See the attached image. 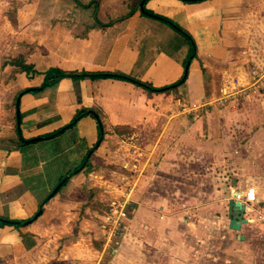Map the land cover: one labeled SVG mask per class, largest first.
Returning <instances> with one entry per match:
<instances>
[{
  "label": "crops",
  "instance_id": "1",
  "mask_svg": "<svg viewBox=\"0 0 264 264\" xmlns=\"http://www.w3.org/2000/svg\"><path fill=\"white\" fill-rule=\"evenodd\" d=\"M145 8L169 18L193 39L195 57L189 61L186 80L166 92L154 93L117 79L65 78L39 93L22 95L21 135L25 140L40 139L19 146L14 115V124L9 126L12 134L7 138L10 146L7 152H0L1 217L31 218L63 175L79 167L78 142H85L80 146L84 157L97 141V121L92 115L70 127L68 131L76 136L64 130L48 141L42 138L67 126L77 112L84 109L97 115L104 133L103 147L90 153L80 171L70 178L68 175L66 184L44 203L41 215L32 223L0 228V264H98L100 251L92 245L79 247L81 239L88 237L91 241L90 233L98 232L93 230L94 209L91 212L88 205L82 215H68L63 210L65 203L81 195L80 183L99 151L104 152L106 161L116 160L114 148L118 143L120 149L123 147L120 138L132 140L126 150L136 161L131 165L135 191L124 193L122 203L136 209L137 239L151 245L153 259L164 252L165 264H264V100H221L223 92L235 87L234 66L246 57L242 53L250 48L253 59L260 57L264 0H148ZM129 9L125 0H99L97 19L106 24ZM104 12L110 15L102 18ZM54 28L55 33L47 36L30 34L25 38L26 45L35 47L20 55L37 73H16L8 81L16 89L10 102L14 114L16 94L40 86L48 68L121 73L164 87L182 77L191 52L184 36L161 21L141 15L139 10L104 29L90 28L80 21L76 25L62 21ZM69 137L72 140L66 150L77 148L75 157L80 164L74 167L71 155L72 163L55 172L47 184H24L34 147L43 150L49 143ZM30 144L33 148L26 147ZM46 164L42 160L39 170ZM121 165L123 169L129 167ZM118 169L117 175L124 178ZM159 184H173L174 194L162 193ZM95 189L88 191L86 204L92 194L93 200L100 201L99 194L94 197ZM249 189L254 190L253 200L242 215L247 222L239 230L230 229L228 201L234 194L244 196ZM174 202L187 204V208L174 213L169 207ZM172 214H178L179 220L182 215L187 218L178 223ZM97 217L105 221V216ZM55 228L58 230L53 238ZM103 232H98L102 242ZM55 239L59 250L48 257ZM143 254L142 247L123 240L116 251H111L112 259L107 264H128Z\"/></svg>",
  "mask_w": 264,
  "mask_h": 264
},
{
  "label": "rangeland",
  "instance_id": "2",
  "mask_svg": "<svg viewBox=\"0 0 264 264\" xmlns=\"http://www.w3.org/2000/svg\"><path fill=\"white\" fill-rule=\"evenodd\" d=\"M80 1L82 3H87L89 0H80ZM137 1L138 0H125V3L128 8H132L134 7V5H136ZM92 9L93 8L89 10H82L78 6H76L71 0H0V152L2 153L7 152V149L10 146V143H8L7 138L9 134H12L11 127L9 126H11V124L12 125L14 124L15 114H14V109L12 108L13 105L11 107L10 102L12 100L13 92H15L16 89L15 87H13L12 89V87L9 85L10 82L8 81L14 77L13 71L17 69V67L15 65H12L11 62L16 61L21 56H24V55H20L22 52H32L35 47V46L26 45L25 38H27V36H30V34H32L33 36H37L39 38L40 35L47 36L49 33H55L54 26L56 24H60V22L62 21L69 22L72 25H76L77 22L80 21V24H85L87 26H90L91 24H93ZM105 15L109 16L110 14L104 12L101 14V17L105 18ZM262 32L264 33V31ZM259 48H260L259 50H260L261 58L258 57L253 59V57L250 55L251 50H249L250 48H248L244 51V53H242V56H246V57L245 58L241 57L239 60L236 61L237 64L236 66H234L235 67L234 70L237 73V78H235L233 81L235 87L231 86V88L228 89L227 93L224 92L222 93L221 95L222 101L224 100L244 101V100H255V99L264 100V43H262V46L260 45ZM253 70L258 71L257 77H253L252 75ZM184 73H185V67H184L183 77H184ZM242 80L244 83H241ZM237 81L240 82L239 85L237 84ZM9 104H10V108H8ZM95 121L97 120L95 119ZM69 129L70 127L66 128L65 130L68 131ZM60 133L51 138H56L57 136L60 135ZM68 134L74 136L77 135L76 133L73 134V132L71 131H68ZM42 138L46 139V137H42ZM51 138H48L46 140L48 141ZM103 139L100 142L96 141L94 146L87 152V154L84 157H82L80 146L82 144L85 145V142L84 141H82V143L80 141L78 142L79 144L78 155L80 160L82 161L81 164L80 162L76 161L77 157H75V153L77 152V148L72 151L71 149L66 150V148H68L71 144L70 141L72 139H70V137L64 139L63 141H58L57 143H49L47 145L48 147L43 150L40 149L35 150L36 147H34L35 149H34V154L32 156V161H30L29 165L27 166L29 177L27 175L24 176L23 183L47 184L48 178H51L55 172H57L59 169H65L66 167H68V165L72 163L70 162V160H72L71 155H74V160H75L74 167H77L79 164L80 165L78 168H76L75 171L69 173L70 174L69 178H70L74 174V172H76L77 170L80 171L82 169L83 165L85 164L84 161L88 159L91 152L93 153L97 150H100L99 148L103 147V145H101L103 143ZM120 139H122L121 140L122 142L120 141L121 145H123L122 149H120V145L118 143V146L115 147L114 150H117V153H115L116 155L115 159L119 160V162L121 160L122 162L117 163L116 160L111 162L106 161L103 157L104 152L99 151V155H97L96 160H94L93 167L91 166L90 167L91 169L87 170L83 182L81 181L80 183L81 189L79 193L81 195L74 202L68 201L67 203H65V208L63 211L66 214L68 213V215L71 213L73 214L75 213L76 215L80 213V215H82L84 214V211L87 209L88 205L91 212L93 211L92 209H94V213L96 215L93 214L92 216L95 217L96 228L93 230H96L98 232L104 231L102 236L104 237V242H106V244L100 241L101 239H98L100 237L98 232H96L97 234L91 232L90 233L91 236H89L91 237V241L86 236L87 238H83L80 240L79 247H81L80 245H84L85 247L89 248V246L92 245L94 249H96L98 252L100 251L101 254L100 256L97 254V258L99 261L101 260L100 262L101 264H107L110 261V259H112L111 251L114 250L116 251L118 249V245L123 240L124 242L135 244L139 248L142 247L144 249V254L141 255L139 259H137L138 257L134 258V260L130 261L128 264H165L167 260L163 256L164 252L158 255L159 257L157 259H153V254L150 252L152 248L151 245L148 244V242H142V240L137 239L138 237L135 231L136 209H134V207L133 208L130 207L127 202L122 203L123 202L122 199L124 198L123 197L124 193H130L132 189L133 192L135 191L134 188L136 184L134 177L135 172L132 170L133 167H131V165L136 164V161L134 159H131L132 153L129 150H126V148L130 147V145L132 144V140L127 138H120ZM113 145L115 144L113 143ZM27 146L33 148L31 147L32 144L26 145V147ZM113 147L114 146H112V148ZM126 155L129 157H126ZM42 160H45V163L47 162V164L46 167L39 170L40 167L39 165L42 162ZM121 164H125V166L129 165V167L123 169V167H121L122 166ZM118 168H120V170L123 171L122 173L123 175H125L124 178L117 175V172H119ZM73 169L74 168H72V170ZM88 174H92L94 176L89 177ZM68 175L67 174L63 175L61 180L58 183H56V185L53 187L51 192L46 196L45 198L46 200L48 199L49 195L53 192V190L58 186V184L62 180L67 178ZM64 185L65 184H63L62 186ZM159 186H160L159 190H161L162 193L165 191V194L167 195L170 194L171 196L172 194H174L173 192L176 188L173 187V184H159ZM145 187L150 188L151 185L145 184ZM91 188H96L94 197L99 194L97 198H99L100 203L96 199L93 200V194H92L90 196L91 199L89 200L90 203L86 204L87 202L86 197H88V191L91 192ZM60 189L61 188H59V190ZM79 193L77 195H79ZM176 195L178 196L179 194L176 193ZM133 198L134 199L132 200L135 202L137 199L135 197ZM83 204L86 205L82 207ZM120 205L124 206L126 218L121 219L115 225L114 221H116L117 215L116 213L114 215V212L116 210L118 211L120 210L119 209ZM169 207L172 208V212L175 213L176 210H179L180 208H187V204L174 202L173 204L169 205ZM40 208L41 206H39L38 210ZM87 211L88 210H86L85 212ZM106 215L113 216L112 217L113 219H111L109 222L106 219L105 221L104 219H97L98 218L97 216H106ZM171 218H175L176 220L179 221L178 223H182L183 220H185L187 217H183L182 215L179 220L178 214L177 215L172 214ZM57 230H58L57 228L54 229L53 238L56 237ZM113 232L115 233L113 234ZM50 234L51 231L49 232V235ZM75 236L79 238V236L77 235ZM53 242L54 243L50 245L51 250L49 251L48 257H52L54 252H57L59 250L58 249L59 245L56 243V239ZM82 248L84 247L82 246ZM105 249H107V251L102 258L101 255H103ZM55 263L60 264L59 262L58 263L55 262ZM21 264H23V262ZM115 264H122V263H115Z\"/></svg>",
  "mask_w": 264,
  "mask_h": 264
},
{
  "label": "trees",
  "instance_id": "3",
  "mask_svg": "<svg viewBox=\"0 0 264 264\" xmlns=\"http://www.w3.org/2000/svg\"><path fill=\"white\" fill-rule=\"evenodd\" d=\"M71 1L82 10H89V9L93 8L92 9L93 10V12H92L93 24L90 25L89 27L90 28L99 27L101 29L107 28L114 23H119L121 21L126 20L127 18L132 16V14L136 10L140 11L139 4H140V2H142L143 3V10L140 11L141 15L148 16L150 18L156 19L158 21H161V22L167 24L173 30H175L176 32H178L182 36H184L187 39V41L189 42L190 47H191V52H190L189 56L187 57L184 65L186 64V62L188 60L190 61L191 59H193L195 57V43H194L193 39L191 38L190 34L187 31H185L184 29H182L180 26L175 24L169 18L155 14L152 11L147 10L145 8V4L148 0H138L136 5H134V7L129 9L128 13H126L122 16L116 17V18L110 20L106 24L101 23L97 19L99 0H89V2H87V3H82L80 0H71ZM181 1L185 2V3H197V2H201V1H205V0H181ZM11 63H12V65H15L17 67V69H15L13 71V75L16 73H22L23 72L26 75L33 76L34 74L37 73L33 69L32 65H28L25 63L24 56L19 57L16 61H12ZM182 77H183V75H182ZM182 77L178 81H176L174 84L164 86V87H154L149 83L142 82L136 78H133L131 76L121 74V73H92V72H87V71H63V70L58 69V68H48L43 73V81L40 84V86H38L36 88H32V89H23V90L19 91L15 96L14 104H15L17 97H21L22 95H24L26 93H39L48 87H52V86L56 85L57 83H59V81H61L62 79H65V78L71 79L73 81L84 80V79L96 80V79L111 78V79H117V80L132 83L138 87L143 88L144 90H147L148 92L161 93V92H166V91L176 87L177 85L182 84L186 80L187 76L185 74L183 77V80H182ZM87 115H92L97 120V126H98L97 127V141L100 142L103 139L104 133L102 130V126L98 120V117L94 112H92L90 110H84V109L80 110L79 112H77V114H75V116L73 117V119L71 120L69 125L64 126L61 129L57 130L56 132L46 135L45 137L46 138L54 137L55 135L59 134L61 131L65 130L66 128L72 127L81 118H83ZM19 116H20V124H21V114L20 113H19ZM72 122H74V123H72ZM15 133L17 136L19 146H23L25 144V142H24L25 139H23V137L21 135L20 125L19 126L16 125V119H15ZM86 162H87V160L84 161L85 164H86ZM64 184H66V182ZM46 201L47 200H44L40 204L41 209H42V206L44 205V203ZM34 220L35 219H33V216L31 218L25 219V220H10L8 218L0 216V228H3L5 226H12L15 228H19L21 226L26 225L27 221H30V223H32Z\"/></svg>",
  "mask_w": 264,
  "mask_h": 264
},
{
  "label": "water",
  "instance_id": "4",
  "mask_svg": "<svg viewBox=\"0 0 264 264\" xmlns=\"http://www.w3.org/2000/svg\"><path fill=\"white\" fill-rule=\"evenodd\" d=\"M139 9L140 11L143 10V3L140 2L139 4ZM188 66H189V61L185 64V73L184 75L186 74L187 72V69H188ZM19 98L20 97H17L16 98V101H15V118H16V125L19 126L20 125V116H19ZM40 138H34V139H31V140H25L24 142L25 143H32V142H35L37 140H39ZM68 178H65L64 180H62L58 186L53 190V192L49 195L48 199L52 198L56 193L57 191L59 190V188H61V186L67 181ZM237 194H234V196L231 198V200L228 201V204H227V218L229 220V225L228 227L230 229H233V230H239L240 228V225L242 223H245L247 222V220H244L242 218V215H243V212L245 210V207H246V204L243 203V202H240V201H237L235 200V196ZM47 199V200H48ZM42 213V209L40 208L37 213L35 214V216L33 217V219H36L38 216H40ZM30 221H27L26 224H29Z\"/></svg>",
  "mask_w": 264,
  "mask_h": 264
},
{
  "label": "built area",
  "instance_id": "5",
  "mask_svg": "<svg viewBox=\"0 0 264 264\" xmlns=\"http://www.w3.org/2000/svg\"><path fill=\"white\" fill-rule=\"evenodd\" d=\"M252 75L253 76H258V71L257 70H253L252 71ZM253 189H249L248 190V193H246L244 196H240V195H236L235 196V200H237V201H240V202H243V203H245V204H247V203H249V202H251L252 200H253ZM119 211L118 210H116L115 212H114V215H115V213H116V215H117V218H116V221H114V223H115V225L118 223V221H120L121 219H123V218H126V213H125V209H124V206H122V205H120L119 206ZM112 215H113V213H112ZM113 216H111V215H106L105 216V219L109 222L111 219H113L112 218ZM115 217V216H114ZM113 223V224H114ZM114 231H115V228H114ZM115 232H113V234H114Z\"/></svg>",
  "mask_w": 264,
  "mask_h": 264
}]
</instances>
